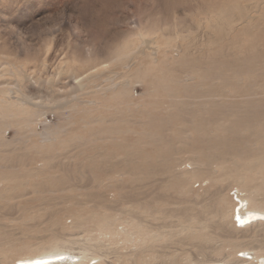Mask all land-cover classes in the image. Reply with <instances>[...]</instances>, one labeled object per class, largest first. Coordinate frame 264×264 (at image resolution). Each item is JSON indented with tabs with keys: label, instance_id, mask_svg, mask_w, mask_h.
<instances>
[{
	"label": "rangeland",
	"instance_id": "obj_1",
	"mask_svg": "<svg viewBox=\"0 0 264 264\" xmlns=\"http://www.w3.org/2000/svg\"><path fill=\"white\" fill-rule=\"evenodd\" d=\"M263 164L264 0H0V264L54 237L233 262L248 239L204 219L264 199Z\"/></svg>",
	"mask_w": 264,
	"mask_h": 264
},
{
	"label": "bare ground",
	"instance_id": "obj_2",
	"mask_svg": "<svg viewBox=\"0 0 264 264\" xmlns=\"http://www.w3.org/2000/svg\"><path fill=\"white\" fill-rule=\"evenodd\" d=\"M44 135H47V133H44ZM257 164L252 162H249L247 164L248 168H254ZM264 169V164L263 167ZM185 181L188 183L192 179L191 176H186ZM247 187V185H246ZM206 194V193H205ZM204 194V195H205ZM216 197L217 201V207H216V215H209L206 216L204 220H220L223 217L227 218L228 227H233L232 222H234L235 230H237L239 235H242L243 239H248L246 244H239V246H250L253 250H255L254 253H251L250 250H240L239 252L244 253V257H237V259L233 262H222L219 263V261L211 260V261H205V262H196L195 258L192 256L190 259L186 261L185 264H249L250 260L251 262L253 260H256L258 264H264V199L260 198V195L258 192L252 191L247 195L239 196L242 202V207L240 209H236L237 205L234 203V208L237 210L235 213V210H232V202L231 199L227 196L224 190H218L216 193H213ZM209 195H212L211 193H207V195L204 196L207 197ZM200 201V200H198ZM197 201V202H198ZM235 202V201H233ZM240 204V203H239ZM238 204V205H239ZM240 206V205H239ZM235 217L237 218L235 220ZM24 223H27L28 220H21ZM236 221H239L241 226L243 228L238 227L236 225ZM16 222V221H15ZM17 222H19L17 220ZM197 219L195 221V225L199 224L197 223ZM36 226V224L34 225ZM229 230V229H228ZM186 231V234H193V236L201 235L204 239L212 238L213 235L205 232L204 229H201L199 232L195 231L194 229H191L190 227H185L183 229V232ZM196 232V233H195ZM107 234L111 236L112 242H116L118 238H125L127 241H130L132 243V239H130L131 234L130 232H125L124 234L122 231H120L117 227L113 226L112 228H101L99 231V235ZM237 235V234H236ZM209 237V238H208ZM238 237V236H237ZM92 239V238H91ZM91 239H88L85 244L91 247L95 256H93L89 261H87L88 256L84 255L83 253H74L71 248V245L73 244L72 241L66 240L64 237H54L50 240L49 244L44 247V252L39 254H32L26 259H20V264H90L88 262L99 259L101 257L105 256L108 251L105 249L104 246L99 241H92ZM202 249V248H201ZM204 250V249H203ZM209 251H217V249H212ZM114 252V251H113ZM109 253V252H108ZM115 254H118V262L119 264H153L155 261L153 260H143L141 262H137L138 255L136 253L131 252L128 254L122 253L120 251L115 250ZM250 255L251 257H247ZM117 256V255H114ZM20 258V257H19ZM19 258L12 261V264H14ZM156 258V257H155ZM79 261H76V260ZM18 260V261H20ZM85 260L87 262H85ZM17 261V262H18ZM164 263V261H163ZM99 264V263H97ZM174 264H182L181 262L175 260ZM251 264V263H250ZM254 264V263H252Z\"/></svg>",
	"mask_w": 264,
	"mask_h": 264
},
{
	"label": "built area",
	"instance_id": "obj_3",
	"mask_svg": "<svg viewBox=\"0 0 264 264\" xmlns=\"http://www.w3.org/2000/svg\"><path fill=\"white\" fill-rule=\"evenodd\" d=\"M236 222H237L236 225H237L238 227H242L241 224L239 223V221H236Z\"/></svg>",
	"mask_w": 264,
	"mask_h": 264
}]
</instances>
